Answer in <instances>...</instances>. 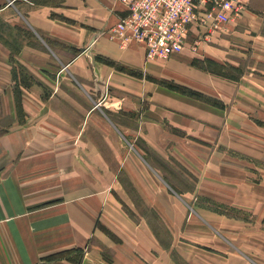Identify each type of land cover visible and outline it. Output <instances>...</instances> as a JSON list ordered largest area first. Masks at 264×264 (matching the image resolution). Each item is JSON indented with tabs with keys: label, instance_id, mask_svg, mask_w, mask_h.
Listing matches in <instances>:
<instances>
[{
	"label": "crops",
	"instance_id": "0c3cea01",
	"mask_svg": "<svg viewBox=\"0 0 264 264\" xmlns=\"http://www.w3.org/2000/svg\"><path fill=\"white\" fill-rule=\"evenodd\" d=\"M126 14L117 0H0V51L37 81L21 87L25 120L41 122L52 113L66 130L78 131L71 153L61 145L62 136L44 133L56 141L45 170V159L38 164L30 152L35 141L34 147L18 143L21 128L9 125L0 134V264H78L79 249L84 250L80 264H176L175 251L188 264H196L181 242L225 256L235 252L231 241L216 231V245L201 236L191 239L192 216L184 196L190 191H177L164 180L167 198L151 192L134 169L126 167L133 155L121 158L105 132L94 126L139 125L138 134L153 148L154 157L166 161L173 156L193 172L190 159L176 152L182 141L176 136L197 140L206 133L223 135L226 119L215 105L225 100L226 112L237 108L231 100L238 94L232 82L193 65L196 59L222 64L223 48L211 42L225 39L215 32L196 51L192 42L169 59H148L145 45L132 41L122 47L113 31ZM227 30L248 38L253 50H264V0H248V9ZM12 76L0 86V113L17 118ZM165 81L176 83L178 90ZM155 126L160 137L154 139L149 129ZM133 151L149 171L160 173L155 160L138 146ZM67 159L70 165L63 164ZM120 166L125 173L119 179L115 168ZM126 183L141 202L128 196ZM200 192L231 206L244 203L214 186H200ZM177 197L186 208L176 223L168 207ZM61 201L63 208L52 209ZM243 208L254 214L255 206ZM260 222L264 224V217ZM65 251H72L76 261L67 255L50 260ZM262 259L245 255L230 264H264Z\"/></svg>",
	"mask_w": 264,
	"mask_h": 264
},
{
	"label": "rangeland",
	"instance_id": "374dc122",
	"mask_svg": "<svg viewBox=\"0 0 264 264\" xmlns=\"http://www.w3.org/2000/svg\"><path fill=\"white\" fill-rule=\"evenodd\" d=\"M247 9L248 0L244 11ZM233 22H230V24ZM227 28L228 26L215 31L220 32V37L225 40L211 42L214 46L219 45L223 48L224 64L221 68L214 63H208L207 66L209 69L213 68L234 78L229 79L218 75L234 84L235 90L233 89V92L238 94L237 98L235 96L231 100L237 103H234L237 108L236 110L234 108L232 113L226 112L228 108L226 109L227 102L225 100L222 101V107L218 106L220 102L215 105L223 112L226 119V123L223 125V135L206 133L205 135L202 134L197 140L189 136H176L182 140L176 152L184 158L187 156L190 159L189 162L193 172H189V169L176 161L173 156L168 157L166 161H161L158 156L154 157L153 148L148 146L142 136L138 134L139 125H94L97 129L100 128L101 134L105 132L115 149L113 151L117 152L121 158L126 154L128 156L133 155V158L125 165L127 168L134 169L140 181L151 192H157V195L161 194L167 198L169 193L165 192L167 189L164 180L169 181L177 191H190L184 196L188 203L189 213L192 216L191 232L188 234L191 239L198 241L199 236H201L204 242L216 245L212 241L214 240L212 237H216V231L226 236L235 248L232 256H225L192 243L181 242L183 249L192 254L196 264H230L233 260L242 259L245 255L260 257L261 259L264 257V224L260 222L261 217H264V160L262 158L264 153V50H253L247 40L248 38L230 35L231 33ZM208 31L210 30L208 29ZM208 31L206 30L205 35L208 34L209 36H205L201 41L209 40L215 33L210 34ZM202 36L203 33L201 32V38ZM244 39L245 41H243ZM200 43L194 49L192 45V50L199 49ZM261 45L264 47V36L260 38ZM10 74L21 79L30 77V74L24 68L0 51V86ZM13 76V89L14 95H16L17 81L14 80ZM15 101L17 103L16 96ZM17 106V118L13 114L0 113V134H3L4 128L9 125L21 128L23 134L18 143L24 141L27 147H34L35 141V149H31L30 152L35 153L39 159L38 164L45 159L42 170L48 169L46 166L50 165L51 153L54 150V145H56V141H50L46 137H53L54 134H57L60 138L62 136L61 145L67 150L69 149L71 153L78 131L74 128L66 130L62 119L52 113L44 117L41 122L39 118L26 121L24 113L21 111L22 107L18 104ZM250 110L254 112L251 113ZM259 111L261 113H258ZM15 120L16 123L13 124ZM151 130L154 139L160 137L158 127L155 126V128L149 129V131ZM44 133H46V137ZM82 133V131L79 133L80 137ZM99 137L102 136L99 134ZM137 146L142 154L144 153L146 157L155 160L160 173L149 171L144 163L138 160L133 151ZM40 152L46 153L47 156L45 157ZM209 155L216 156L212 160L205 159ZM64 163L70 165V160L67 159L66 162L63 160ZM115 169L120 179L125 173V168L120 166ZM199 175L202 177H199ZM125 185L130 192L128 196H133L130 184L126 183ZM200 186L203 189L214 186L222 193H234L240 200L244 199V203H241L242 206L240 203L231 206L230 204L217 202L201 193ZM180 198H175L173 207H170V205L168 207L174 212L176 223L180 220L186 208ZM133 199L137 203L141 202L135 196H133ZM64 205V201H61L59 205L57 202L52 209L63 208ZM247 205L255 206L254 211H252L253 215L244 210L243 207ZM141 210L149 214V210L145 208ZM131 212L136 215L133 211ZM254 218L258 219L254 220ZM162 236L165 238L166 234H162ZM174 255L178 258L176 264H188L178 252L175 251ZM158 264H163V262L160 261Z\"/></svg>",
	"mask_w": 264,
	"mask_h": 264
},
{
	"label": "built area",
	"instance_id": "2783aa9c",
	"mask_svg": "<svg viewBox=\"0 0 264 264\" xmlns=\"http://www.w3.org/2000/svg\"><path fill=\"white\" fill-rule=\"evenodd\" d=\"M127 11L113 31L122 47L145 45L148 59H168L182 52L188 33L197 27L205 37L224 29L246 9L247 0H117ZM199 40V41H197Z\"/></svg>",
	"mask_w": 264,
	"mask_h": 264
},
{
	"label": "trees",
	"instance_id": "16d2710c",
	"mask_svg": "<svg viewBox=\"0 0 264 264\" xmlns=\"http://www.w3.org/2000/svg\"><path fill=\"white\" fill-rule=\"evenodd\" d=\"M201 38V31H200V29L199 28H197V27H192V29H190L189 30V33H188V43H192V42H194L196 39H200ZM176 55V54H175ZM174 56V55H173ZM172 56V57H173ZM204 62L206 63V64H204ZM110 63H113V62H110ZM208 63H214V64H217V63H215V62H212V61H210V60H206V61H200V60H194V63H193V65L194 66H198L199 68H201L202 70H204V71H207V72H210V73H213V74H216V75H221V76H223V77H226V78H229V79H234V78H232V77H230V76H227V75H225V74H222V73H220V72H218L217 70H215V69H213V68H211V69H209L208 68ZM224 63H222V64H218V67H222V65H223ZM115 66H118V65H115ZM204 66V67H203ZM133 74H136L137 75V71H134L133 72ZM14 77V80L15 81H17L16 82V99H17V104L21 107L22 105H21V103H22V98H21V87L22 86H24V87H27V86H30V85H33V84H36L37 83V81L34 79V78H32V76H30V77H28L27 79H21L20 77H18V76H16V75H14L13 76ZM151 79V78H150ZM165 86H167L168 88H171V89H174V90H178V88H179V86L176 84V83H174V82H164L163 83ZM191 92V94L192 95H197L198 96V94L196 93V92H194L193 90H191L190 91ZM76 253H77V263L78 264H80V262H81V260H82V257H83V255H84V250L83 249H79V250H76ZM70 254H72V251H68V252H64V253H61L60 255H58V256H54V257H52V258H50V260H52V259H56L57 257H66V255L68 256V258L69 259H71V260H74V261H76V259H73L71 256H70Z\"/></svg>",
	"mask_w": 264,
	"mask_h": 264
}]
</instances>
